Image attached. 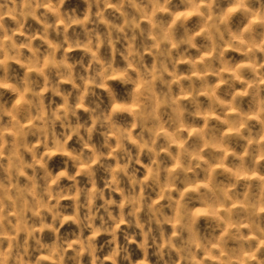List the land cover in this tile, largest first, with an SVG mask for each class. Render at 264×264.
<instances>
[{
    "label": "clouds",
    "instance_id": "9594fccd",
    "mask_svg": "<svg viewBox=\"0 0 264 264\" xmlns=\"http://www.w3.org/2000/svg\"><path fill=\"white\" fill-rule=\"evenodd\" d=\"M0 264H264V0H0Z\"/></svg>",
    "mask_w": 264,
    "mask_h": 264
}]
</instances>
